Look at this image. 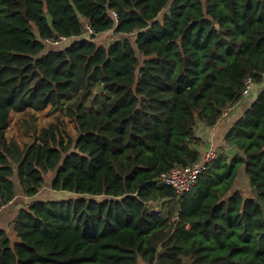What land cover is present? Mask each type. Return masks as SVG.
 <instances>
[{
	"label": "trees",
	"instance_id": "16d2710c",
	"mask_svg": "<svg viewBox=\"0 0 264 264\" xmlns=\"http://www.w3.org/2000/svg\"><path fill=\"white\" fill-rule=\"evenodd\" d=\"M247 77L230 152L178 198L160 176L200 160L199 127L244 101ZM95 84L110 94L97 114ZM49 106L63 119L27 146L6 137L12 113ZM49 173L76 197L21 208L0 264H264V0H0V210Z\"/></svg>",
	"mask_w": 264,
	"mask_h": 264
},
{
	"label": "rangeland",
	"instance_id": "374dc122",
	"mask_svg": "<svg viewBox=\"0 0 264 264\" xmlns=\"http://www.w3.org/2000/svg\"><path fill=\"white\" fill-rule=\"evenodd\" d=\"M116 37L113 32H108L97 38V42L100 45L108 46L109 43H112ZM252 92V91H251ZM110 94L103 89L100 84H95L93 92L85 97L83 101L85 108L89 113H102L105 109V106L109 100ZM247 98V97H246ZM63 119V112L56 111L54 112L49 106L44 111H26L23 113H12L10 118L9 127L6 131V137L9 140H16L22 148L27 146L31 142V133L34 130L37 132L41 131L43 128L49 127L52 123H58ZM66 132H69L74 137L77 136V130L75 123L69 118H64ZM54 178L53 173H49L47 176V181L45 187L48 186L49 182ZM236 189L242 191L245 196H252L251 187L245 176L240 175L236 181ZM67 193V192H63ZM47 194V193H46ZM45 195H41L39 198L40 201H65L75 198L76 195L72 193L70 197H58V198H47ZM139 264H145L142 261Z\"/></svg>",
	"mask_w": 264,
	"mask_h": 264
},
{
	"label": "crops",
	"instance_id": "0c3cea01",
	"mask_svg": "<svg viewBox=\"0 0 264 264\" xmlns=\"http://www.w3.org/2000/svg\"><path fill=\"white\" fill-rule=\"evenodd\" d=\"M252 93L253 92H251L239 106L234 109L228 110V115L222 118L214 127L206 128L202 125L199 127L197 133L203 139V145L200 149L202 157L208 150H216L219 153H221L222 151H225L227 153L230 152L229 147L225 145L224 137L233 124V119L235 117L234 112L236 111L235 113H239L247 109L249 105L254 101V95ZM242 113L243 112H241V114ZM50 185L51 182H49L47 187L44 186L41 192L35 198H28L26 196H23L22 193H19L18 196L14 199L13 203L0 211V228L8 230L21 208L27 207L28 204L33 200L40 199L39 197L41 195H45L47 193V198H58L60 196L65 198L70 197V194L68 193L52 190Z\"/></svg>",
	"mask_w": 264,
	"mask_h": 264
},
{
	"label": "built area",
	"instance_id": "2783aa9c",
	"mask_svg": "<svg viewBox=\"0 0 264 264\" xmlns=\"http://www.w3.org/2000/svg\"><path fill=\"white\" fill-rule=\"evenodd\" d=\"M113 15L117 21V14L113 12ZM88 29L92 31L90 27H88ZM67 41L68 37L62 36L59 39L48 40L47 43L52 46H59ZM254 86L253 79L247 77L244 81L243 96L247 97L253 90ZM228 113V110L225 111L222 118L226 117ZM217 156L218 154L216 150H208L196 163L188 166L179 165L174 167L171 171L163 173L158 180L159 184L172 187L177 193L178 198L183 197L195 187L199 177L206 170L207 166L217 158ZM153 212L158 214L161 213L160 208L158 207H156Z\"/></svg>",
	"mask_w": 264,
	"mask_h": 264
}]
</instances>
